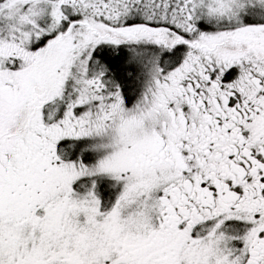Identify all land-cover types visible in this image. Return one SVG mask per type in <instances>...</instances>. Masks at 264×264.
I'll return each mask as SVG.
<instances>
[{
    "label": "snow or ice",
    "instance_id": "1",
    "mask_svg": "<svg viewBox=\"0 0 264 264\" xmlns=\"http://www.w3.org/2000/svg\"><path fill=\"white\" fill-rule=\"evenodd\" d=\"M0 264H264V0H0Z\"/></svg>",
    "mask_w": 264,
    "mask_h": 264
}]
</instances>
